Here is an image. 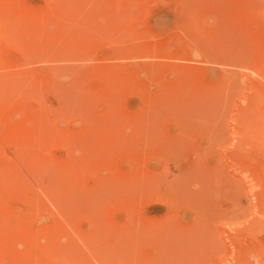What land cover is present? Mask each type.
Returning <instances> with one entry per match:
<instances>
[{
    "label": "rangeland",
    "instance_id": "obj_1",
    "mask_svg": "<svg viewBox=\"0 0 264 264\" xmlns=\"http://www.w3.org/2000/svg\"><path fill=\"white\" fill-rule=\"evenodd\" d=\"M179 263L264 264V0H0V264Z\"/></svg>",
    "mask_w": 264,
    "mask_h": 264
},
{
    "label": "bare ground",
    "instance_id": "obj_2",
    "mask_svg": "<svg viewBox=\"0 0 264 264\" xmlns=\"http://www.w3.org/2000/svg\"><path fill=\"white\" fill-rule=\"evenodd\" d=\"M255 53H256V52H255ZM251 63H252V62H251ZM251 65H252V64H251ZM152 70H153V69H152ZM146 72H147V71H146ZM151 73H152V72H151ZM151 103H153V102H151ZM184 106H185V105H184ZM183 108H184V107H183ZM175 109H176V108H175ZM180 111H182V109H181ZM184 111H185V110H184ZM160 112H162V111H160ZM192 112H193V111H192ZM178 113H179V112H177V114H178ZM156 114H157V113H156ZM160 115H161V113H160ZM178 115H179V114H178ZM183 115H184V114H183ZM183 115H182V117H185V116H183ZM196 116H197V115H196ZM174 117L177 118V116H174ZM204 117H205V116H204ZM147 118H148V117H147ZM197 118H198V117H197ZM157 119H158V118H157ZM179 119H180V118H179ZM184 119H186V118H184ZM202 119H203V118H202ZM160 120H161V118H160ZM181 120H182V119H181ZM152 122H153V121H152ZM156 122H157V121H156ZM159 122H160V121H159ZM175 122H176V121H175ZM187 123H188V122H187ZM179 124H180V123H179ZM186 129H187V128H186ZM200 160H201V159H200ZM200 162H201V161H200ZM197 163H198V162H197ZM198 164H199V163H198ZM200 164H201V163H200ZM197 166H198V165H197ZM198 167H199V166H198ZM199 181H200V180H199ZM199 181H198V182H199ZM24 184H25V183H24ZM146 190H147V189H146ZM144 192H145V191H144ZM146 194H147V193H146ZM160 194H161V193H160ZM173 194H174V193H173ZM165 197H166V196H165ZM196 197H197V196H196ZM163 198H164V197H163ZM176 198H177V197H176ZM178 198H179V197H178ZM178 198H177V199H178ZM181 198H182V197H181ZM173 199H174V198H173ZM184 199H185V198H184ZM180 200H181V199H180ZM161 201H162V200H161ZM166 201H167V200H166ZM178 201H179V200H178ZM164 202H165V201H164ZM185 202H186V201H185ZM185 202H184V203H185ZM162 203H163V202H162ZM171 205H172V204H171ZM165 206H166V204H165ZM167 206H169V205H167ZM167 206H166V207H167ZM174 209H175V208H174ZM170 212H171V211H170ZM166 220H167V218H166ZM188 243H189V242H188ZM131 247H132V246H131ZM129 255H130V254H129ZM133 255H134V254H133ZM135 257H136V256H135ZM135 257H134V258H135ZM128 258H129V257H128ZM132 258H133V257H132ZM179 264H180V263H179Z\"/></svg>",
    "mask_w": 264,
    "mask_h": 264
}]
</instances>
